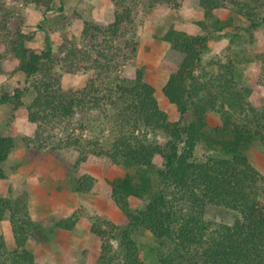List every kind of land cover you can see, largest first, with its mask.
<instances>
[{"label": "trees", "instance_id": "trees-1", "mask_svg": "<svg viewBox=\"0 0 264 264\" xmlns=\"http://www.w3.org/2000/svg\"><path fill=\"white\" fill-rule=\"evenodd\" d=\"M23 1L42 12L51 10L54 2ZM111 1L110 22L101 27L86 21L81 45L63 41L57 51L50 46L41 52L27 47L29 36L18 28L12 30L3 10L0 74L9 61L15 72L26 76L28 86L12 94L1 93L0 108L22 106L23 97L32 91L27 113L36 130L25 138L28 147L71 157L73 171L95 160L100 169L113 165L128 169L125 175L109 180L111 196L127 223L117 225L103 216L90 228L100 239L97 264H144L132 237L137 228L149 230L166 248L155 264H264V176L245 153L255 140L264 145V98H254L255 83L235 59L225 63H204L203 59L207 36L234 27L231 17L221 20L217 16L219 11L229 9L243 19L247 40L253 42L264 23V0H197L203 10V19L197 23L199 34H189L174 23L162 29L160 38L183 55L162 93L181 119L192 112L186 126L181 120H171L161 108L142 68L134 77L116 73V58L128 59L136 51L137 26L143 16L158 4L177 7L179 0ZM120 36L122 44L116 40ZM60 70L96 74L80 89H65ZM92 111L105 117L107 133H76L77 123L83 130ZM210 112L219 115L221 124L207 131ZM200 143L212 152L196 156ZM14 146L12 136H0V179ZM155 156L161 157V166L154 163ZM94 183L90 174L72 176L75 192L87 193ZM131 197L148 201L143 208L131 210ZM209 207L232 212L233 222L205 219ZM6 216L15 248L8 249L0 235V264H41L27 248L29 239L48 240L56 229L71 230L77 222L72 217L42 226L29 213L26 193L15 198L0 196V221Z\"/></svg>", "mask_w": 264, "mask_h": 264}, {"label": "rangeland", "instance_id": "rangeland-1", "mask_svg": "<svg viewBox=\"0 0 264 264\" xmlns=\"http://www.w3.org/2000/svg\"><path fill=\"white\" fill-rule=\"evenodd\" d=\"M0 13L6 12L9 27L20 29L29 36L26 42L35 52H41L50 46L57 51L63 41L77 46L83 42L82 31L85 22L104 27L113 18L114 5L111 0H54L53 8L42 12L34 4L23 0H0ZM4 10V11H3ZM221 20L233 19L234 27L224 31L213 32L207 36V50L203 56L205 62H228L235 59L244 72L255 84L254 98H264V23L253 42L247 40L246 23L231 10L222 9L217 13ZM203 19V10L197 0H179L174 7L158 4L150 9L137 26V46L129 58L118 56L116 73L122 77H134L136 70L142 68L146 81L155 88V96L173 121L181 120L186 126L192 119V112L181 119L175 105L171 104L162 93V86L170 73L176 71L183 59L179 52L171 50L169 44L160 38L163 28L173 23L189 34L201 32L198 21ZM99 35L97 40H101ZM88 37L85 41H88ZM116 40L122 44L121 36ZM126 53V52H125ZM125 59V60H124ZM212 67L211 69H213ZM208 69H210L208 67ZM115 73V72H114ZM62 86L65 89H80L94 72L66 73L60 70ZM23 73L15 72L13 64L6 61L0 74V94L4 91L14 93L28 86ZM33 98L28 91L23 97V105L13 104L0 108V136H12L14 149L3 164L4 177L0 179V196L15 198L26 193L29 213L32 219L44 227L54 225L60 220L76 218L71 230L56 229L48 240L38 241L30 238L27 248L35 260L41 264H97L100 239L90 228L100 217L108 216L117 225H125L127 219L116 206L111 196L109 180L123 176L128 171L122 166L113 165L110 169L96 166L98 160L81 164L73 171L71 157L60 158L50 151L37 150L26 145L25 138L32 137L36 125L28 120L27 106ZM91 118L85 122L83 130L77 123L76 133L83 136H98L107 133L105 117L92 111ZM80 117V115H78ZM207 131L221 124V118L215 112L207 116ZM212 152L206 143H200L195 151L198 157ZM253 166L264 176V145L253 141L245 151ZM154 163L161 166L162 159L155 156ZM90 174L94 177L93 188L87 193L75 192L72 188V176ZM147 198H130V209L143 208ZM232 212L216 207H209L205 219L231 224ZM0 235L7 243L8 249L15 248L13 233L8 216L0 221ZM138 246L139 257L144 264H155L166 248L160 245L149 230L137 228L132 234ZM117 246L116 241H112Z\"/></svg>", "mask_w": 264, "mask_h": 264}]
</instances>
